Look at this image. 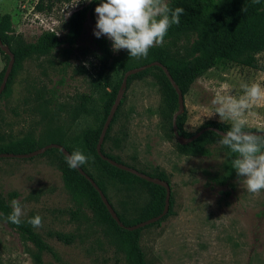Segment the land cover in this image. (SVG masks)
Here are the masks:
<instances>
[{
    "label": "rangeland",
    "instance_id": "obj_1",
    "mask_svg": "<svg viewBox=\"0 0 264 264\" xmlns=\"http://www.w3.org/2000/svg\"><path fill=\"white\" fill-rule=\"evenodd\" d=\"M37 0H0V14L12 18L9 47L34 41L44 30L60 37L66 32L68 15L87 0L60 2L50 11H36ZM96 14H88L83 31L73 45L63 43L46 54L22 59L13 71L7 92L0 98V145L30 137L42 146L65 143L84 150V134L101 122V96L121 81V64L126 50L104 59L93 30ZM193 34L166 39L153 47L147 57L128 59L130 66L148 62L152 49L163 48L175 57L187 54ZM264 63V52L257 54ZM146 60V61H143ZM9 61L0 49V74ZM105 61V62H104ZM142 63H138L141 62ZM157 70L130 79L124 101L102 149L148 174L161 169L170 181L173 214L159 225L140 229L139 245L152 264H264V190L252 194L229 163L224 145H208L210 155H193L176 147L167 119L160 112L161 92ZM110 84L105 85V79ZM1 82V80H0ZM264 88V72L234 60H219L204 72L184 94L183 129L197 131L214 114L212 100L221 94L239 97L241 84ZM89 96L85 106L80 101ZM245 127L264 130V96L245 112ZM63 142H61V141ZM41 146V147H42ZM54 148V147H53ZM62 153L48 151L29 158H0V194L8 199L17 192L23 209L20 218L39 215L43 226L35 230L53 248L43 253L44 264H130L122 237L96 214L86 196L62 177ZM88 170L106 186V193L126 221L156 213L151 205V189L137 180L123 182L110 177L100 167ZM227 176L226 182L214 177ZM148 206L145 210H143ZM71 235V242L53 233ZM33 244L0 218V264H34Z\"/></svg>",
    "mask_w": 264,
    "mask_h": 264
},
{
    "label": "trees",
    "instance_id": "obj_2",
    "mask_svg": "<svg viewBox=\"0 0 264 264\" xmlns=\"http://www.w3.org/2000/svg\"><path fill=\"white\" fill-rule=\"evenodd\" d=\"M69 1L71 0H37L34 8L36 11H50L55 4ZM99 2L100 0H92L91 3L87 2L75 8L66 19V32L62 37H60L55 31H43L37 36L34 41L21 43L14 48L10 47L12 52L14 53L15 60L6 87L0 95V98L5 92H7L10 80L13 75V71L22 59L32 54L49 53L63 43L73 45L83 31L88 14L92 13ZM167 3L172 9H175L177 7L183 8L184 12L180 16L179 24H173L169 28L164 40L175 39L179 36H185L186 34H193L195 38L190 44L189 49H187V54L184 56L175 57L171 54L169 55L168 52L163 48H155L152 49V57L146 60H149L148 62L158 60L163 63L168 68L175 83L178 85V88L183 94L188 91L189 87L195 79L212 68L219 60L222 59L234 60L241 64L256 68L264 72V63H260L257 58V54L264 52V0H260L259 3H256L255 0H167ZM11 25V15L9 13L0 14V38L6 45L10 44V41L12 40V35H9L7 33L11 29ZM95 42L102 51L101 55L104 57V59H107L111 55V51L108 47V40L100 37L96 38ZM126 54L127 57L121 64L123 74L127 69L134 67L130 66V64L134 62L129 63L128 59L130 58V56L127 50ZM143 61L138 63H142ZM148 62H143L138 66ZM150 69L157 70L156 78L159 83L161 92L160 112L162 115V119H167L168 121V127L171 136L175 137L172 129V116L177 110V94L163 70L156 65L147 67L137 73L130 75L127 80V86L130 79L140 76ZM4 71H2V73L0 74L1 81ZM120 83L121 81L114 85H111L112 89L109 91L104 89L103 95L100 98V106L103 112V117L101 119V122L98 125L89 128L82 138L81 143H83L84 145V150H82V152L87 157H89V160L87 163L81 165L80 167L93 178L99 188L106 195L112 206L113 204L110 201L108 194L106 193V186L104 182L102 181V179H98L94 174H92V172L88 170V164L93 165L94 167H100L110 177L116 180H121L123 182L137 180L151 189V205L158 204L160 206V209L156 213L147 216H141L134 221H126L113 206L120 220L126 225H132L139 221L157 215L162 211L165 200V189L159 184L146 181L135 174L111 165L108 161L102 159L96 152V143L102 125L112 103L114 102ZM107 84H110V81L106 77L105 85L108 86ZM88 100L89 96L84 95V97L81 98L80 101L81 106H85V102H87ZM123 101L124 97H122L121 102L116 109L114 117L106 131L103 143L109 137V132L111 130L112 124L119 114V110ZM184 118L185 109L183 113H181L177 117V131L182 136H190L196 131L193 133H188L183 129L182 125L184 122ZM209 126L218 128L226 132L230 129L231 123L210 120L204 122L198 130ZM244 130L252 131L257 130V128L245 127ZM220 140L221 136L219 133L207 129L199 137L186 144H180L176 141V147L183 153L208 156L211 153L208 145L217 143ZM62 145H64L70 153L75 151V149H73L72 147L66 146L65 143H63ZM41 146L42 143L37 142L35 139L30 137H23L18 140L10 141L4 145H0V152L25 153ZM224 148L229 163H231L236 154L232 153L227 146H224ZM52 149H56L61 152L58 148L54 147ZM48 150L49 149H46L45 151ZM101 151L108 157L122 162L115 156L105 153L102 147ZM62 156L64 159V166L62 167L63 180L66 183L70 184L76 182L75 187L81 192V194L88 198L94 212L101 216L106 222H108L112 226V228L122 237L125 244V253L129 263L152 264L151 262L146 260L145 253L139 245V232L142 227L134 230H127L123 227H120L106 209L98 191L82 174L79 173L77 169L69 168L65 160L66 156L63 153ZM151 175L166 180L168 183H170L163 169H161L158 174ZM214 179L218 182H226L228 180V177H214ZM16 197L17 192L15 191L10 192L8 199L3 198L0 194V218L5 220L10 227L15 229L22 239L33 244L36 250L32 256L34 264H44L43 253L49 252L54 254V250L48 244V242L35 230V228L28 223V220L33 216L20 218L21 222L18 225L7 220L8 215L12 211L11 201L13 199H16ZM147 207L148 206H146L143 210H145ZM171 207L172 195L170 196V207L168 213L158 221L149 225H159L165 218L173 214ZM53 235L57 239L65 243L71 242V235L69 234L54 232Z\"/></svg>",
    "mask_w": 264,
    "mask_h": 264
},
{
    "label": "clouds",
    "instance_id": "obj_3",
    "mask_svg": "<svg viewBox=\"0 0 264 264\" xmlns=\"http://www.w3.org/2000/svg\"><path fill=\"white\" fill-rule=\"evenodd\" d=\"M91 3L92 0H87ZM259 3L260 0H255ZM96 24L93 35L96 38L106 36L111 41L114 52L127 50L130 57H147L151 48L162 46L169 28L179 24L184 9L169 7L167 0H100L94 9ZM243 94L234 97L230 94L215 96L214 114L221 121H229L231 127L221 134L222 145L236 154L232 159V168L242 180L246 190L254 195L264 190V135L246 132L245 112L250 105L264 96V88L259 84H241ZM264 133V130H261ZM69 168H78L88 162L79 149L66 155ZM12 211L7 220L20 224L24 214L18 200L11 201ZM34 228L43 226L42 217L36 215L28 220Z\"/></svg>",
    "mask_w": 264,
    "mask_h": 264
},
{
    "label": "water",
    "instance_id": "obj_4",
    "mask_svg": "<svg viewBox=\"0 0 264 264\" xmlns=\"http://www.w3.org/2000/svg\"><path fill=\"white\" fill-rule=\"evenodd\" d=\"M0 49L6 55H8V57H9V61L7 63L6 69H5L4 74H3L2 81L0 83V95H1L2 92L4 91L5 87H6L9 75H10L11 70L13 68L15 57H14V53L12 52L11 48L8 45L4 44L3 41L1 40V38H0ZM154 65L159 66L163 70V72L165 73L166 77L170 81L171 85L173 86V88L175 89L176 94H177V110L174 112V114L172 116V129H173L174 136H175V138H176L178 143L186 144L188 142H191L194 139H196L197 137H199L207 129L208 130H213V131L219 133L220 135L226 133V132H224V131H222V130H220L218 128L209 126V127L202 128V129L196 131L195 133H193L190 136H182V135H180L179 132L177 131L176 120H177V117L181 113H183V111L185 109L184 94L178 88V85L175 83V81H174L173 77L171 76L168 68L163 63H161L160 61L154 60V61L145 63L143 65L127 69L124 72L123 76H122V80H121V83L119 85V88H118L116 97L114 99V102L112 103V105H111V107L109 109V112H108V114H107V116H106V118L104 120L103 125H102L101 131H100L97 143H96V152L98 153V155L102 159L108 161L111 165H113V166H115V167H117L119 169L128 171V172H130L132 174H135L138 177H140V178H142V179H144L146 181H149V182H152V183H156V184H159L162 187H164V189H165V200H164V206H163L162 211L159 214H157V215H154L152 217H149L147 219L139 221V222H137L135 224L126 225L120 220V218L118 217L115 209L113 208V206L111 205V203L109 202V200L107 199V197L103 193V191L99 188L97 183L93 180V178L91 176H89L81 167L75 168L98 191V193L100 195V198L103 201L106 209L110 213L111 217L117 222V224L120 227H123V228H125L127 230H134V229H138V228L144 227L146 225H149L151 223H154V222L158 221L160 218H162L164 215H166L168 213L169 207H170L171 186H170V183H168L166 180H163V179H160L158 177L149 175V174H147V173H145L143 171H140L139 169H137V168H135L133 166L127 165V164H125L123 162H119V161H116L115 159H112V158L108 157L107 155L102 153L101 147H102V143H103L106 131H107V129H108L113 117H114L116 109H117L118 105L120 104L121 99H122V97H123V95H124V93H125V91L127 89L128 77L130 75L134 74V73H137V72H139V71H141V70H143V69H145L147 67L154 66ZM246 132H251V133H254V134H257V135H264V133H261V130H259V129L252 130V131H246ZM53 147L60 149V151L65 156L68 155V154H71L66 149V147L64 145L58 144V143H49V144H46V145H44L42 147H38V148H36L34 150H31V151L25 152V153L0 152V158L1 157L29 158V157H33V156H35L37 154L43 153L46 149L53 148Z\"/></svg>",
    "mask_w": 264,
    "mask_h": 264
},
{
    "label": "built area",
    "instance_id": "obj_5",
    "mask_svg": "<svg viewBox=\"0 0 264 264\" xmlns=\"http://www.w3.org/2000/svg\"><path fill=\"white\" fill-rule=\"evenodd\" d=\"M44 31H48V30H44ZM49 31H54V30H52V28L50 27V30ZM43 32V31H42Z\"/></svg>",
    "mask_w": 264,
    "mask_h": 264
}]
</instances>
